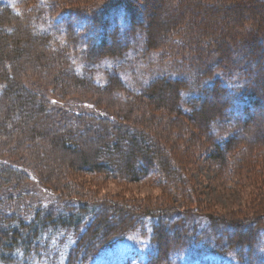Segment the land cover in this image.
Returning <instances> with one entry per match:
<instances>
[{"label": "trees", "instance_id": "trees-1", "mask_svg": "<svg viewBox=\"0 0 264 264\" xmlns=\"http://www.w3.org/2000/svg\"><path fill=\"white\" fill-rule=\"evenodd\" d=\"M156 1L147 0L148 10L145 17L149 48H157L160 45L173 50L174 46L181 42V49L186 53L194 51L204 62L203 72L207 77L211 71L227 64V60L234 56L232 49L238 48L236 50L240 54H249L250 59L246 60L239 54L245 62L237 67L245 73L255 68L257 75L254 81L260 83L264 80V53L259 49L264 45V0H238L233 2L234 6H222L220 10L210 7L211 0H161L159 4L163 11H155ZM125 2H122L120 7L127 13L130 26H133L136 20L146 21L143 15L133 16ZM193 3H197L199 7L193 8ZM107 9L109 7L106 10L103 8L98 12H90L84 7H77L54 15V28L61 30L63 34L65 31L66 41L73 42L71 35L82 39L89 65L95 58L99 60L106 56L121 55L127 49L121 37L120 27L115 26L113 30H108L107 23L102 26L99 15L104 14ZM21 14L20 11L14 10L8 1L0 0V264H87L102 251L123 240L130 232L139 226L142 227L146 219L150 221L152 239L157 250L147 264H171L183 247L203 241L211 252L218 254L231 250L244 253L243 249L246 247L249 250L259 247L258 242L261 243L264 238V226L260 225L264 219V205L261 201L252 203L254 206L250 213L230 220L201 217L200 221L199 210L194 212V209L193 215H189V199H182L176 206L166 205L155 209L115 203L113 205L123 208L125 214L123 217L119 215L107 218L108 212H114L112 204L107 207V203H98L93 199L60 201L58 196L47 203L46 200L34 196L35 191L28 186L31 179L17 166L34 165L39 169L45 168L43 159L47 158L44 145L46 142L51 143L52 148L63 154L78 156L80 166L91 172H110L114 177L141 180L152 174L153 165L159 163V174L164 180L169 179L172 182L174 178L179 179L181 172L173 166V158L164 153L157 141L155 145H150V138L143 130V122L133 113L148 103H165L161 94L165 88H170L174 94L168 104L171 105L168 110L177 113L178 94L183 85L177 79H160L161 81L150 83L146 88L147 92H142L128 102L127 110L121 109L117 112L121 119L118 120V134L115 137L118 142L114 145L112 140H106L107 131L103 135L104 140L100 138L98 150H103L108 156L102 159L97 153L81 154L77 149L78 140L73 134L69 132L49 139L52 133L46 127L50 117L53 121L57 118L60 122L76 117L79 126L91 125L87 122L88 116L81 112L66 113L57 107L51 110V99L45 95L51 90V94L65 99L63 85L66 87L73 84L81 91L89 93H84V96L91 97L87 98L90 101L94 99L95 105L100 106L104 103L100 98L120 90L123 87L122 81L114 76L107 84L98 85L92 77L90 80L84 74L78 77V74L67 67L65 50H61L62 54L59 55L51 54L46 49L47 43L53 42L57 32L52 30L31 36L23 28V23L14 20L15 17L21 18ZM94 39H97V42ZM175 40L179 42L176 43ZM229 49L232 52H228ZM213 55L217 56L214 63L216 58H211ZM211 61V65H208ZM232 64L233 62L229 69ZM31 75L36 77L31 79L32 86L29 88L26 79H30ZM39 78L46 81L45 86L39 82ZM79 78L82 81L77 82L75 79ZM37 90H43L44 95ZM205 91L207 90L196 97L194 106L199 108L194 112H197L196 119L207 128V123H212L214 119L233 114L234 100L237 99L225 85L220 84L215 91V104L201 106V100L202 104H205L208 99ZM92 95H99V98L92 99ZM103 105L107 106L106 103ZM263 106L264 87H250L246 95L238 99L236 107V120L243 121L240 125L245 132L227 138L224 150L220 151L216 147L217 155L213 159L223 165L230 156L237 155L239 160L242 155L248 156V144L258 143L257 139L250 141L249 137L259 130L257 116L261 115ZM152 115L155 120V114ZM111 116L98 119L108 123L115 122L116 118ZM98 138L99 136L94 137V142L97 143ZM123 142L129 143L130 153L116 163L112 152L121 151ZM262 146L264 139L260 141V147ZM244 160L245 157L242 158L241 164L233 162V166L227 170L231 173L253 168L251 163L245 164ZM228 164L229 162L226 165ZM130 210L135 212L134 215L129 216ZM109 218H116L117 223H109ZM199 223L203 224L198 227ZM234 226L240 230L244 226L251 229L252 234L256 233L249 240L242 233L233 237L213 233L221 228L230 230ZM209 230L212 235L208 234ZM168 232L172 233V240L168 237ZM256 253L254 257L259 259L262 253L256 251L254 255ZM248 254L253 258L251 251Z\"/></svg>", "mask_w": 264, "mask_h": 264}, {"label": "rangeland", "instance_id": "rangeland-1", "mask_svg": "<svg viewBox=\"0 0 264 264\" xmlns=\"http://www.w3.org/2000/svg\"><path fill=\"white\" fill-rule=\"evenodd\" d=\"M3 1H8L14 10L22 13L20 15L21 18L15 19V17L14 20L21 24L23 23V28L31 36H37L38 33L52 30L57 32L56 38L53 42L47 43L46 49L51 54L56 53L59 55L62 54L61 50H65L64 55L65 59L67 56V67L73 73L78 74V77L80 74L86 75L89 80L92 77L98 85L107 84L110 78L114 76L121 79L123 87L120 90L100 98L107 106L103 105L104 103L100 106L95 105L93 102L94 95H92L93 100L90 101L88 98L91 97L84 96L86 91L83 92V89L81 91L77 85L73 84H68L66 87L63 85L65 99H61L53 93L51 94V90L45 95L51 99V110H55L57 107L66 113L81 112L88 116L87 122L91 125L87 124L84 126V124H80L79 126V120L76 117H70L62 122L57 118L56 121H53L52 117H50L46 127L52 133L49 139L68 134L69 132L73 134L78 140L76 142L77 149L81 154L92 155L97 153L102 159L108 156L103 150H98L101 144L100 138L103 141V135L107 131L106 140H109V142L112 140L114 145L118 142L115 137L118 134V120L121 119H119L120 116L117 112L121 109L127 110L128 102L138 97L142 92H147L146 88L150 83L160 79L164 81L177 79L183 85L180 89L182 97L179 93L177 99L179 104L177 110L179 113L168 110L171 108V105L168 104L174 97L170 88H165L161 93L165 103H148L140 106L133 113L135 117L143 122V130L146 131V135L150 138V145H155L157 141L158 145L163 148L164 153L173 158V166L181 172L179 179L174 178L172 182L169 179H167L168 181L164 180L159 174V163L153 165L152 174L141 180L114 177L110 172H91L87 168L80 166L81 162L78 156L73 157L72 155L63 154L59 150L52 148L51 143L46 142L44 145H46L47 158L43 159L45 168L40 167L41 169H39L37 166L34 167V165L27 167L17 166L31 179L28 186L35 191L34 196L46 200L47 203L55 196H58L60 201L61 199L77 201L93 199V201L98 203H107V207L112 204L111 207L114 212H108L107 218L119 215L123 217V214H125L123 208L113 205L115 203L132 204L138 207L148 206L155 209L166 207V205L176 206L182 202V199H189L191 205L189 215H193V210L195 209L194 212L200 211L198 219L210 217L216 219L224 218L226 220L250 213L254 206L252 204L254 201L256 203L261 201L264 205V146L260 147V141L264 139V106L261 109V115L257 116L260 124L259 130L252 137H249L250 141L257 139L256 142L258 143L248 144V156L242 155L240 160L237 155L235 157L230 156L223 165L213 159L217 155L216 147L220 151L224 150L227 138H231L237 133L243 134L245 132H243V127L240 125L243 121L236 120L238 99L243 98L250 87H259V85L264 87V80L260 83L254 81L257 75L255 68L245 73L237 67L241 63L244 64V59H250L249 54H240L236 50L238 48H231L234 56L227 60V64L215 69L213 72L211 71L207 77L203 72L205 67L202 64L204 62L200 60V57L194 51L190 50V52L186 53V51L181 49V42L175 40L176 43H179L176 44V47L174 46L173 50L160 45L153 49L148 47L146 36L147 0ZM160 1H156L155 11L164 10L161 9ZM211 1L209 2L210 7L220 10L222 6H234L235 1L238 0ZM122 2L129 6L133 16L143 15L146 21L142 19L136 20V22H133V26H130L127 13L120 7ZM77 7H84L90 12H98L103 8L106 10L109 7L104 14H98L102 26L107 23L108 30H113L115 26L120 27L121 37L127 45V49L121 55L106 56L99 60L95 58L94 62L89 65L86 61L82 39L71 35L73 42H68L66 41L67 34L65 31L63 34L61 30L58 31L57 28H54L56 20L54 15L60 13V11ZM195 7H199L197 3L193 8ZM26 20L28 21L27 23L25 22ZM134 25L137 26L135 27ZM74 27L76 28V25ZM262 38L264 39V36ZM75 40L76 42H74ZM94 40L97 42V39ZM231 49L228 52H232ZM259 49L261 53H264V45L260 46ZM211 58H216L213 63L217 60L216 55ZM241 60L243 61L240 62ZM230 61L233 62V66L229 69L231 66ZM211 63L212 61L208 65H211ZM35 77L31 75L30 79H26L29 88L32 86L31 79ZM39 79V82L45 86L44 82L46 81ZM75 80L77 82L82 81L80 78ZM220 84L225 85L233 97L237 99V101L234 100V115L230 114L233 115L230 116L228 114V117L214 119L212 123H207V128H205L201 121L196 119L197 112L194 111L199 107L196 108L194 106L196 103L195 99L197 96L202 95L204 90H207L204 94L208 99L205 104H202L201 100V106L214 105L217 99L215 91ZM1 88L0 84V90ZM37 91L44 95L43 90ZM97 97L99 98V95ZM53 102L57 103L54 104ZM152 114H155V120ZM111 115L116 118L115 122L109 121L108 123L104 122L103 119H98V117L111 118ZM129 124L131 125L132 123ZM96 136H99L97 143L93 139ZM250 141L248 140V142ZM123 143L121 151L112 152L116 163H119L130 153L129 143ZM243 157H245V164L251 163L250 165H253V168L250 169L249 167V169H240V171L230 173L227 169L231 165L233 166V162L234 164H241ZM246 159L250 161L247 162ZM140 166L144 169L143 164ZM1 197L0 202H2ZM132 210L129 211V216L134 215L135 212H132ZM108 222L115 224L117 220L116 218H109ZM201 224L203 223H199L198 227ZM260 225L264 226V219L261 220ZM176 231L178 232V230ZM216 232L214 231L213 233L215 235L226 234L228 237L242 233L245 238H248L247 240L256 233L252 234V230L244 226L241 230L234 226L230 230L221 228ZM213 233L210 230L208 231L209 235ZM167 235L172 240V233L168 232ZM258 246V248L255 249L253 247L251 250L246 247L243 249L244 253L231 250L224 254H218L211 252L204 241L193 243L183 247L171 264H264V238L261 243L258 242ZM156 251V243L152 239V227L149 219H146L142 227L139 226V228L130 232L123 240L105 249L87 264H147L152 258V254ZM249 251L253 254V258L248 254ZM256 251L262 253L259 259L254 257L257 255V253L254 255Z\"/></svg>", "mask_w": 264, "mask_h": 264}]
</instances>
